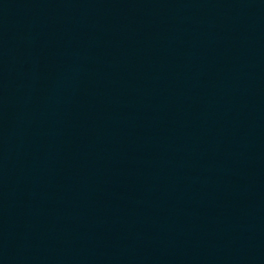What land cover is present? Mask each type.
I'll return each mask as SVG.
<instances>
[{
	"label": "water",
	"instance_id": "water-1",
	"mask_svg": "<svg viewBox=\"0 0 264 264\" xmlns=\"http://www.w3.org/2000/svg\"><path fill=\"white\" fill-rule=\"evenodd\" d=\"M0 264H264V0H0Z\"/></svg>",
	"mask_w": 264,
	"mask_h": 264
}]
</instances>
